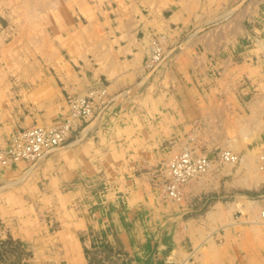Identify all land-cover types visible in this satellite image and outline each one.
Listing matches in <instances>:
<instances>
[{
	"label": "crops",
	"instance_id": "crops-1",
	"mask_svg": "<svg viewBox=\"0 0 264 264\" xmlns=\"http://www.w3.org/2000/svg\"><path fill=\"white\" fill-rule=\"evenodd\" d=\"M53 11L45 72L39 78L34 68L19 81L1 145L16 129L64 117L66 94L104 86L111 100L41 166L3 169L16 178L6 180L12 196L0 199L2 235L21 242L31 264H87L90 231L134 257L156 242L165 264H264V223L226 231V204L196 209L212 189L207 179L182 186L178 207L160 201L151 182L185 134L205 147L222 144L226 123L246 118L260 98L264 54L245 46L246 8L217 31L206 27L227 20L222 0H59ZM152 34L172 51L156 72L143 67ZM216 230L222 244L208 240Z\"/></svg>",
	"mask_w": 264,
	"mask_h": 264
},
{
	"label": "rangeland",
	"instance_id": "rangeland-1",
	"mask_svg": "<svg viewBox=\"0 0 264 264\" xmlns=\"http://www.w3.org/2000/svg\"><path fill=\"white\" fill-rule=\"evenodd\" d=\"M57 1L59 0H0V126L6 121L7 113L14 110L11 101L14 99L19 81L28 77V74L34 68L39 69V78L45 72L47 64L45 53L50 47L47 44L46 19L49 13H54L53 9ZM222 2L226 5L227 20L220 21V19L214 18V21L209 23L207 25L209 27L206 28H215L217 31V27L222 22H227V26H231L232 19L228 22V16L237 15L240 8L243 10L246 8L247 19L240 22L248 30L249 36L243 38L246 42L245 46L251 47L254 52L258 53L257 55L264 54V0H222ZM249 16H252L253 19ZM236 23L237 20H234L233 24ZM206 28L200 30L198 34ZM152 35L147 55L151 50L152 42L156 41L162 48L164 59L153 69L145 67L144 59L143 67L147 71L156 72L168 63L167 58L172 51L159 34ZM221 68L214 67L213 70L216 75L220 74ZM257 77L259 83L263 84L262 91L259 92L261 94L260 98L255 102V106H252L253 108L249 110L246 118L237 123H226L224 129L226 139L223 140L222 144L205 147L200 140L196 139L194 134L189 132L183 136L180 149L173 154L175 155L187 145L193 147L197 153H202L211 158V166L206 173L189 180L182 186L200 178H205L212 184V189L204 197L203 202L196 206V209L204 210L207 203H212V201L226 204V211L224 210L226 212V231H228V228H239L240 222L249 224V222L259 219L258 221L264 223V217L261 215V211L264 209V169H262L260 161V156L264 154V71H261ZM71 96L73 94H66V104L68 97ZM67 116L68 108L64 117L56 118L54 122ZM83 123L77 125L71 133L76 132ZM10 134L2 145L0 138V147L5 146ZM220 152H226V161L218 157L217 153ZM48 156L36 164L24 162L29 167H39ZM165 162H160L152 171L151 182L154 191L158 199L167 201L168 205L178 207L183 204L185 206L183 193L181 192L182 187H180L177 197H172L162 189L158 182L161 179L156 177L154 171ZM14 164L16 163L8 166L0 165V199L4 196H12L11 192L14 188L12 186L5 187V185L6 180L13 181L16 176L14 174H9V176L3 169ZM9 205L10 203L6 204L8 207ZM215 210L217 212V209ZM189 214H192L191 210L186 213V216ZM2 224L3 218L0 214V264H31L28 262L30 252L22 247L21 242L2 235V231H4ZM217 232L218 230L208 236L210 243L222 244L224 241L223 235ZM227 233L226 239H228ZM85 236L90 238V244L83 247L87 264H165L156 248V242L147 243L146 246L147 249L150 248V252L147 256L140 258L122 250L118 242L108 239L103 234L90 231Z\"/></svg>",
	"mask_w": 264,
	"mask_h": 264
},
{
	"label": "built area",
	"instance_id": "built-area-1",
	"mask_svg": "<svg viewBox=\"0 0 264 264\" xmlns=\"http://www.w3.org/2000/svg\"><path fill=\"white\" fill-rule=\"evenodd\" d=\"M161 46L152 42L151 50L145 58V67L153 69L164 59ZM111 98L104 86L89 89L82 95L68 97V116L56 120L51 126L32 125L14 130L5 146L0 147V165L8 166L19 161L36 164L62 146L77 125L99 115L108 106ZM226 161V152L217 153ZM264 169V154L260 156ZM211 158L197 153L193 147L184 146L168 161L155 169L162 189L172 197H177L179 189L189 180L208 171ZM264 217V209L261 211Z\"/></svg>",
	"mask_w": 264,
	"mask_h": 264
},
{
	"label": "bare ground",
	"instance_id": "bare-ground-1",
	"mask_svg": "<svg viewBox=\"0 0 264 264\" xmlns=\"http://www.w3.org/2000/svg\"><path fill=\"white\" fill-rule=\"evenodd\" d=\"M79 95H82V94H79ZM260 166H261V165H260ZM262 169H263V168H262ZM262 169H261V170H262ZM263 171H264V170H263ZM205 173H206V172H205ZM202 175H203V174H202ZM200 176H201V175H200ZM198 177H199V176H198Z\"/></svg>",
	"mask_w": 264,
	"mask_h": 264
}]
</instances>
